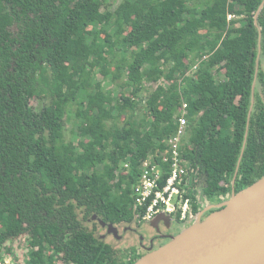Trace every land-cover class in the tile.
Returning a JSON list of instances; mask_svg holds the SVG:
<instances>
[{"label": "trees", "instance_id": "16d2710c", "mask_svg": "<svg viewBox=\"0 0 264 264\" xmlns=\"http://www.w3.org/2000/svg\"><path fill=\"white\" fill-rule=\"evenodd\" d=\"M189 1L0 0V243L26 234L27 264H106L111 246L83 223L134 218L139 166L166 148L184 103L185 156L209 201L264 175V0ZM112 60L117 96L93 79ZM72 102L77 141L64 136Z\"/></svg>", "mask_w": 264, "mask_h": 264}, {"label": "water", "instance_id": "95a60500", "mask_svg": "<svg viewBox=\"0 0 264 264\" xmlns=\"http://www.w3.org/2000/svg\"><path fill=\"white\" fill-rule=\"evenodd\" d=\"M263 7L264 1L256 19ZM254 102L253 94L249 118ZM247 134L248 131L245 138ZM242 156L243 151L234 179ZM100 222L111 232L118 231L115 224H107L102 219ZM132 264H264V175L249 186L233 191L219 209L204 219L201 214L192 217L168 242Z\"/></svg>", "mask_w": 264, "mask_h": 264}, {"label": "built area", "instance_id": "2783aa9c", "mask_svg": "<svg viewBox=\"0 0 264 264\" xmlns=\"http://www.w3.org/2000/svg\"><path fill=\"white\" fill-rule=\"evenodd\" d=\"M235 16L230 13L228 19L231 20ZM186 109L184 103L182 112H179L177 117V128L166 139V148L150 154L139 166L135 205L141 221L168 214L185 225L193 216L195 206L200 209L209 203L208 197L200 188L198 171L185 156L187 146H190L188 138L190 122L186 116ZM125 166L131 168L129 163ZM0 264H27V262L19 263L0 243Z\"/></svg>", "mask_w": 264, "mask_h": 264}, {"label": "flooded vegetation", "instance_id": "af4514ba", "mask_svg": "<svg viewBox=\"0 0 264 264\" xmlns=\"http://www.w3.org/2000/svg\"><path fill=\"white\" fill-rule=\"evenodd\" d=\"M223 201H209L208 204L203 205L200 209L195 211L194 214L201 212V216L204 219L212 211L219 209ZM133 209L135 211L134 218L129 222L115 224L118 226V231L110 234H107L106 229L102 230L104 226L98 220L96 214H92L90 218L83 223L84 226L89 228L97 226L99 239L111 246V256L106 264H129L132 260L136 261L150 250L156 249L169 241L171 237L178 234L183 227V223L172 216L163 218L164 215H159L160 217H155L148 221H141L137 215L138 210H136L135 202L133 204ZM106 223L112 224L110 222ZM120 229L123 230L124 234L120 233ZM35 249H38V247Z\"/></svg>", "mask_w": 264, "mask_h": 264}, {"label": "rangeland", "instance_id": "374dc122", "mask_svg": "<svg viewBox=\"0 0 264 264\" xmlns=\"http://www.w3.org/2000/svg\"><path fill=\"white\" fill-rule=\"evenodd\" d=\"M108 1L111 3V9H114V8H116V6L122 0H108ZM201 1L202 0H193L191 2L189 1L190 2L189 4L194 3V2L199 3ZM199 6L200 7H204L205 5L204 4H200ZM115 62H116V60L110 61L109 70H108L109 74L107 76H103L98 71V69H95V71L93 73V75H94L93 79L95 81H103V86L105 88L112 89L114 95L117 96L122 90V86H120V82H123L125 77L122 76V78H120L118 80H114L113 83H110L109 79L112 78V75H114V73L116 71ZM199 67H200V63H195V65L189 69V71H188L189 75H191L195 71H197ZM123 72H125V71H123ZM216 76H218V75H216ZM155 86H156V83H154V82L153 83L151 82V83L147 84V87H149L150 89H153ZM124 91H126V93L131 96L130 89L126 88V89H124ZM148 94L145 93V90L140 92V94L138 95L139 97L136 98L139 101V105L137 106V109L134 112H130V114L134 115V119H136L137 121H141L142 116L145 114V100H146ZM51 101H52L51 95L47 94V95H40L38 97L33 98L31 103H32L34 109L39 110V109L42 108V106L44 104H49ZM76 109H77V104L72 102L68 106V109L66 111L68 116L65 119L64 136H65V140H68V141L69 140L77 141V139L79 137L77 131L79 130L78 127H79V125H81V121L82 120H81V118H78L76 116ZM85 109L91 110V108L89 107L88 103H86ZM123 121L124 120L119 121V124L120 125L123 124L124 123ZM204 195H206V194H204ZM116 227L118 228L117 225H116ZM103 228L104 229H102V230H105V229L107 230V234L113 233V232L110 231L109 227H103ZM119 231H120L121 234H124L122 229H120ZM3 246L6 247V251L8 253H10V255L13 258H16L19 263H21L22 261L23 262H27L28 250L30 249V247L28 246V241H27L25 236H21V237L16 239V241L14 242L13 250H12V247H10L7 243L4 244ZM38 249L41 250L42 248H38ZM49 253H50L49 251H45L46 256L49 255Z\"/></svg>", "mask_w": 264, "mask_h": 264}, {"label": "bare ground", "instance_id": "6f19581e", "mask_svg": "<svg viewBox=\"0 0 264 264\" xmlns=\"http://www.w3.org/2000/svg\"><path fill=\"white\" fill-rule=\"evenodd\" d=\"M198 214H201V212L198 213ZM195 215H197V214H194L192 217H194ZM192 217H191V218H192ZM191 218H190V219H191ZM190 219H188V221H187L185 224H187V223L189 222ZM183 226H184V225H183Z\"/></svg>", "mask_w": 264, "mask_h": 264}]
</instances>
